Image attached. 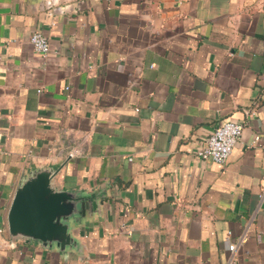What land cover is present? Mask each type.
Wrapping results in <instances>:
<instances>
[{
	"label": "crops",
	"instance_id": "crops-1",
	"mask_svg": "<svg viewBox=\"0 0 264 264\" xmlns=\"http://www.w3.org/2000/svg\"><path fill=\"white\" fill-rule=\"evenodd\" d=\"M263 73L264 0H0V264H226L243 234L264 264ZM40 170L82 198L64 246L8 228Z\"/></svg>",
	"mask_w": 264,
	"mask_h": 264
},
{
	"label": "water",
	"instance_id": "water-1",
	"mask_svg": "<svg viewBox=\"0 0 264 264\" xmlns=\"http://www.w3.org/2000/svg\"><path fill=\"white\" fill-rule=\"evenodd\" d=\"M55 172L40 170L16 189L7 214L11 233L37 238L45 244L53 240L61 246L69 243L65 220L85 210L75 192L57 189L51 183Z\"/></svg>",
	"mask_w": 264,
	"mask_h": 264
},
{
	"label": "built area",
	"instance_id": "built-area-1",
	"mask_svg": "<svg viewBox=\"0 0 264 264\" xmlns=\"http://www.w3.org/2000/svg\"><path fill=\"white\" fill-rule=\"evenodd\" d=\"M29 41L33 49L41 54H46L50 50V43L46 35L39 31L33 32ZM264 80V73L261 74ZM243 122L235 119H226L217 125L207 136L203 138L202 143L196 149V156L200 158H209L216 162H224L228 158L234 144L239 139ZM259 139L255 135L254 141ZM69 155L74 154V150H69ZM259 197L264 199V183L259 192ZM245 239V234L241 235L238 240L229 243V255L226 264H237L235 251L239 244Z\"/></svg>",
	"mask_w": 264,
	"mask_h": 264
}]
</instances>
